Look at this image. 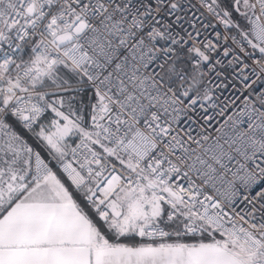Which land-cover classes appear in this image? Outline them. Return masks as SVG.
Here are the masks:
<instances>
[{"label": "snow or ice", "instance_id": "obj_1", "mask_svg": "<svg viewBox=\"0 0 264 264\" xmlns=\"http://www.w3.org/2000/svg\"><path fill=\"white\" fill-rule=\"evenodd\" d=\"M0 264H264V0H0Z\"/></svg>", "mask_w": 264, "mask_h": 264}]
</instances>
